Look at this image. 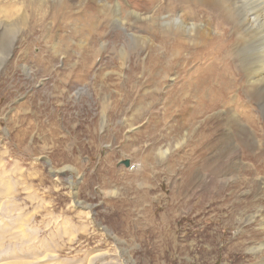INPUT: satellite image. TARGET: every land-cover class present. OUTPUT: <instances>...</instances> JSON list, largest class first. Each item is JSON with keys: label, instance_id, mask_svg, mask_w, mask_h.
Listing matches in <instances>:
<instances>
[{"label": "rangeland", "instance_id": "obj_1", "mask_svg": "<svg viewBox=\"0 0 264 264\" xmlns=\"http://www.w3.org/2000/svg\"><path fill=\"white\" fill-rule=\"evenodd\" d=\"M106 22L53 31L61 52L39 28L0 61V264H264V152L246 177L201 188L206 116L182 129L191 99L167 119L178 75L147 93L158 41Z\"/></svg>", "mask_w": 264, "mask_h": 264}, {"label": "bare ground", "instance_id": "obj_2", "mask_svg": "<svg viewBox=\"0 0 264 264\" xmlns=\"http://www.w3.org/2000/svg\"><path fill=\"white\" fill-rule=\"evenodd\" d=\"M103 20L111 28L128 27L138 32L143 41L136 46L146 44L153 51L158 41L163 57H152L165 63L157 61L152 73L158 79L152 81L154 86L147 93L159 95L160 84L178 75L164 100L167 119L186 108L191 99H196L197 105L181 122L182 129L186 124L191 130L206 116L201 120L206 132H198L194 147L209 150L206 162L196 167L199 186L210 189L233 176L243 178L250 162L264 152V124L255 107L264 116V0H0V61H11L8 46L16 51L15 44L30 42L31 33L39 28L47 40H53L55 52H61L62 38L56 41L53 31L61 27L78 31L84 26L96 32ZM176 67L179 74H172ZM181 135L177 146L192 136L189 132ZM168 151L160 148L159 154L165 157ZM259 172L264 178V169ZM261 178L259 184L264 188ZM251 187L255 188L254 184ZM23 258L3 263L27 264Z\"/></svg>", "mask_w": 264, "mask_h": 264}, {"label": "water", "instance_id": "obj_3", "mask_svg": "<svg viewBox=\"0 0 264 264\" xmlns=\"http://www.w3.org/2000/svg\"><path fill=\"white\" fill-rule=\"evenodd\" d=\"M124 163H125L126 165H128V164H129V161H128V160H125Z\"/></svg>", "mask_w": 264, "mask_h": 264}]
</instances>
